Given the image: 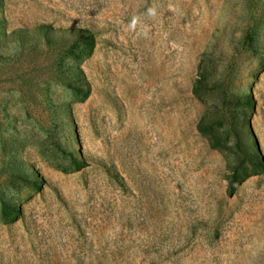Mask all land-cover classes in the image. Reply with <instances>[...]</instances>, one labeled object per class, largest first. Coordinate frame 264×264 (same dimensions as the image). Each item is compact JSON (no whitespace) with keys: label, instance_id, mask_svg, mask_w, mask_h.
I'll use <instances>...</instances> for the list:
<instances>
[{"label":"rangeland","instance_id":"1","mask_svg":"<svg viewBox=\"0 0 264 264\" xmlns=\"http://www.w3.org/2000/svg\"><path fill=\"white\" fill-rule=\"evenodd\" d=\"M0 264H264V0H0Z\"/></svg>","mask_w":264,"mask_h":264},{"label":"clouds","instance_id":"2","mask_svg":"<svg viewBox=\"0 0 264 264\" xmlns=\"http://www.w3.org/2000/svg\"><path fill=\"white\" fill-rule=\"evenodd\" d=\"M149 12H150V13H152V12H153V10H152V9H150V10H149Z\"/></svg>","mask_w":264,"mask_h":264}]
</instances>
